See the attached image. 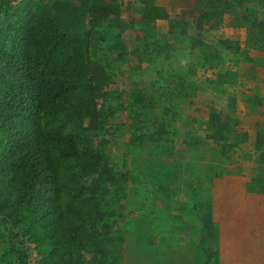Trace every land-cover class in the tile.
<instances>
[{"label":"trees","instance_id":"16d2710c","mask_svg":"<svg viewBox=\"0 0 264 264\" xmlns=\"http://www.w3.org/2000/svg\"><path fill=\"white\" fill-rule=\"evenodd\" d=\"M127 29L137 33L134 71L154 75L121 98L102 87L116 52L101 35ZM204 90L223 107L207 105ZM194 105L209 106L208 119L187 114ZM119 108L130 133L112 167ZM146 150L158 161L142 168ZM233 159L251 165L247 194L264 196V0H0V264H124L115 206L155 190L144 171L161 190L165 178L205 185L207 174L240 177ZM207 199L195 222L217 261L214 210L224 215Z\"/></svg>","mask_w":264,"mask_h":264},{"label":"rangeland","instance_id":"374dc122","mask_svg":"<svg viewBox=\"0 0 264 264\" xmlns=\"http://www.w3.org/2000/svg\"><path fill=\"white\" fill-rule=\"evenodd\" d=\"M119 1L125 4L134 3V0ZM179 11L177 9L175 13H179ZM138 20L139 18L137 17L136 21ZM157 27L160 32L166 33L167 25L165 22H158ZM102 34V40L113 44V50L116 52V54H108L110 59L108 65L113 70V73L109 78L110 80H107L102 87L105 91L120 93L121 98H124L126 92L133 91L137 85L145 83L143 82L145 77L147 79L152 78L154 74L150 72L145 74V77L144 75L139 77L134 71L136 60L130 54L135 44L137 34L135 31L127 29L119 37L115 31H103ZM217 35L226 38L231 35V31L225 28ZM233 37L243 41L244 29L236 31ZM125 56L126 60H119V58L121 59V57L124 58ZM113 58H115L114 62ZM249 87L252 92L263 89V86L258 83ZM200 94L207 105H214L218 108L223 107L221 99L211 91L204 90ZM158 101L161 100L159 99ZM118 102L116 99L111 101V106L116 107ZM208 107L194 105V107L188 108L186 113L200 116L203 120H206L208 119ZM118 112L117 123L112 125L110 132L113 141L119 136V139L115 140L109 150L113 156L110 164L112 167L114 165L113 162H116L117 165H122L120 162L121 156L126 153L124 147L130 133L129 120L127 118L128 110L119 108ZM197 135L198 137H203L205 133L201 131ZM183 141V137L176 140V154L182 151ZM127 152L129 155V150ZM155 153L157 154L158 151ZM156 154L148 152V150L143 151L141 153L143 157L136 162L142 168L143 166H149V163L153 161V157L158 161ZM149 155H151L152 159H149ZM143 160L146 161L144 162ZM233 160L236 163V160ZM140 170L134 172L140 173ZM143 173L146 180L153 181L148 182L147 185L150 186L152 184L155 190L148 192L144 189L140 193L133 190L128 191L123 202L115 206L119 213L120 229L124 230L126 227L125 264H206V261L207 264H216V262L218 264H257L261 262L263 253H258L257 247H263L259 244L261 241L258 238L264 240V218H260V209L253 206L254 200L250 199V196L246 200L244 195L247 191L245 187L240 186L237 176L228 174L213 178L212 174H207V177H204L205 185L193 182L196 181L195 179H189L183 187L176 179L171 181L165 178L161 182L164 190H161L155 185L158 181L152 178L149 170L147 173L146 171ZM193 175L196 176L197 174ZM229 176L235 180L229 182ZM219 194L223 198L226 196L230 209L223 216L222 221L216 217L217 210H214L213 218L220 237L217 241L219 248L216 255L218 260L216 261L213 259L215 256H212L215 243L206 238V235L197 228L195 222L197 212L194 211V205L200 200H208L207 198L215 202ZM212 195L214 196L213 199ZM253 213L257 215L252 216ZM245 221L247 225L250 224V227L258 225L249 233L252 234V237L242 236L240 234L245 235L246 232L236 229L240 225H246ZM234 223L237 224L233 225ZM232 225L235 228H231ZM255 239L257 240L254 241ZM147 241L152 242L148 243ZM261 250H264V248H261ZM254 251L258 254L254 258V262H249V256L246 255H248V252L253 253Z\"/></svg>","mask_w":264,"mask_h":264},{"label":"crops","instance_id":"0c3cea01","mask_svg":"<svg viewBox=\"0 0 264 264\" xmlns=\"http://www.w3.org/2000/svg\"><path fill=\"white\" fill-rule=\"evenodd\" d=\"M147 65L145 64V63H143L142 64V67L145 69V67H146ZM153 78V77H152ZM161 100V101H158V100ZM156 102L157 103H164V99L163 98H161V97H156ZM187 111V110H186ZM233 165H239L240 167H242L243 168V172H242V174L240 175V177H238V182L240 183V186H243V187H245V184L247 183V181H248V175L247 174H245L244 172H245V170L247 171L250 167H251V165L249 164V163H242V162H240L239 164L238 163H234ZM228 180H229V182H231L232 180H235L234 178H232L231 176H229V178H228ZM238 184V183H237ZM209 193V192H208ZM221 194V193H220ZM220 194H219V196H220ZM218 196V198H217V200L215 201L216 203H218V202H220L221 203V206H222V209H220V211H222L221 212V214L222 215H225V214H227L228 213V210L230 209V204H229V202L227 201V199H226V196H225V198H223L222 197V195L219 197ZM245 198H246V200L249 198V195L247 194V193H245ZM213 195H212V199H213ZM250 199H253L254 200V204H253V206H255V207H258L259 209H260V213H261V217L260 218H264V211H263V209H264V203H262L260 200H264V196H258V195H250ZM213 202V201H212ZM259 202H261V205L259 204ZM218 209H217V214H219L218 213ZM253 215H257V214H252V216ZM246 225H240L239 227H237L236 229L237 230H240V231H245L246 232V234L244 235V234H240V235H242V236H249V237H252V234H249V233H251L252 231H253V229H254V227L256 226V227H258V225L256 224V225H254L253 227H250L249 225H247V223H246V221L244 222ZM235 224H237V223H234L233 225H235ZM231 226V228H235L234 226ZM249 234V235H248ZM261 242L259 243L260 245H262L263 247H257L258 248V253H263V257H262V260H261V262L260 263H257V264H264V250H261V248H264V240L262 239V238H258ZM257 239H255L254 241H256ZM258 253H256L255 251L253 252V253H249L248 252V255H246V256H249L248 257V260H249V262H254V258H256V256H257V254ZM245 261V260H244ZM124 264H125V259H124Z\"/></svg>","mask_w":264,"mask_h":264}]
</instances>
